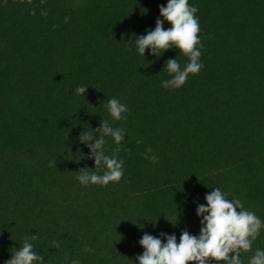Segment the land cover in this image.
<instances>
[{
  "label": "trees",
  "instance_id": "1",
  "mask_svg": "<svg viewBox=\"0 0 264 264\" xmlns=\"http://www.w3.org/2000/svg\"><path fill=\"white\" fill-rule=\"evenodd\" d=\"M167 3L0 0V264L36 234L37 264H139L145 232L198 236L197 206L215 188L264 222V0H189L204 67L174 90L161 86L171 79L165 62L183 68L187 57L135 47ZM113 97L126 120L103 106ZM102 119L125 130L120 146L105 137L124 177L82 187L78 171L95 163L79 136ZM148 147L155 164L143 158ZM257 248L264 229L243 264Z\"/></svg>",
  "mask_w": 264,
  "mask_h": 264
},
{
  "label": "clouds",
  "instance_id": "2",
  "mask_svg": "<svg viewBox=\"0 0 264 264\" xmlns=\"http://www.w3.org/2000/svg\"><path fill=\"white\" fill-rule=\"evenodd\" d=\"M43 2V0H42ZM160 16L163 19L156 20L154 30H148L147 34L135 38V47L141 56L145 57L146 49L159 58L165 51L176 48L180 54L187 57L188 62L182 68L178 60L168 59L164 70L171 79L161 82L166 89H179L188 80L189 75H198L204 67L200 58L203 45L200 42L199 18L196 15L198 7L190 5L189 0H168L166 6H160ZM35 15V9L30 10ZM47 18V10L41 12ZM70 18L65 17V23ZM164 21L171 24L164 29ZM55 28V25L53 26ZM132 42V41H129ZM89 85L78 86L76 95L85 96ZM111 118L116 121L126 120L124 115L128 107L113 97L103 105ZM99 135H96V134ZM66 135V134H65ZM123 128H113L108 120H101L100 126L93 130L83 131L79 140L90 149L89 158H94L95 171L83 168L78 171L76 180L82 187L99 185L106 187L109 183H119L124 177V160L116 155L109 156L105 153V137H111L116 145L120 146L125 138ZM137 144L140 143L138 140ZM119 151V147L117 148ZM152 148H146L143 158L155 164L158 157L152 155ZM53 162L50 166L55 167ZM104 169L103 174H100ZM228 193L215 188L205 196L207 205L197 206V215L202 217L199 235H192L187 230L182 231L179 242L175 234L161 233L162 239L148 234L142 236L139 244L144 251L136 259L139 264H243L241 252H252L253 243L259 237L264 222L252 210L246 209L243 203L237 199H228ZM38 239V234L26 236L23 245L12 252V257L5 264H37L44 257L34 251V245L29 242ZM54 248H59V242H53ZM85 252L92 251L85 247ZM68 257L65 255V260ZM71 264H79L78 260H72ZM248 264H264V249L257 248L250 257Z\"/></svg>",
  "mask_w": 264,
  "mask_h": 264
}]
</instances>
